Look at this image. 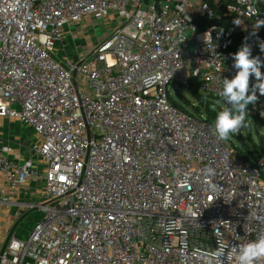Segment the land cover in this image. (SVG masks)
<instances>
[{
	"label": "built area",
	"instance_id": "built-area-1",
	"mask_svg": "<svg viewBox=\"0 0 264 264\" xmlns=\"http://www.w3.org/2000/svg\"><path fill=\"white\" fill-rule=\"evenodd\" d=\"M259 19L264 0H0V124L33 132L22 156L0 130V264H236L264 235V156L237 155L168 85L222 101ZM97 20L115 26L93 40Z\"/></svg>",
	"mask_w": 264,
	"mask_h": 264
},
{
	"label": "clouds",
	"instance_id": "clouds-1",
	"mask_svg": "<svg viewBox=\"0 0 264 264\" xmlns=\"http://www.w3.org/2000/svg\"><path fill=\"white\" fill-rule=\"evenodd\" d=\"M262 25H264V19H259L253 24V28L259 29ZM259 49L264 53V42L259 44ZM232 59V67L236 69V73L231 79H223L219 97L225 107L216 115L213 126L217 138L221 141L228 140L230 136H236L242 129L248 127L246 121L248 105L256 104L257 92L264 95V73L261 72L264 61L258 56H253L247 44H242L233 54ZM250 76L255 80L251 88L249 87ZM260 115L264 116V111ZM217 234L221 235L219 231ZM232 251L235 253L236 264H256L260 258L264 257V235H259L243 246H233ZM215 255L226 259L227 253L223 249H217Z\"/></svg>",
	"mask_w": 264,
	"mask_h": 264
},
{
	"label": "rangeland",
	"instance_id": "rangeland-1",
	"mask_svg": "<svg viewBox=\"0 0 264 264\" xmlns=\"http://www.w3.org/2000/svg\"><path fill=\"white\" fill-rule=\"evenodd\" d=\"M150 1L152 0H147L148 3ZM86 25L87 26L84 31L89 33L91 38L94 40L96 37L101 36L102 34L110 33L114 28L115 23L97 20L91 21ZM70 31L74 32L75 27L72 26ZM78 41L81 43V39L78 38ZM168 90L170 93V98L174 102L183 106L186 110L192 111L193 106L196 105V100L190 91L176 84L168 85ZM210 103V106L215 109L218 107L223 109L225 107L223 101L217 98H212ZM0 130L2 138H6L8 134L18 138L19 142L21 143L20 152L22 156L28 152L27 146L29 143H32V130L24 125H20L18 122L8 121L2 122L0 124ZM238 135L240 136L241 140H243L249 146V148L255 152L252 146V141H254V143L257 145L258 136L264 135V122L262 123L259 120L254 121L252 118H249L248 127L242 129ZM258 155L260 157L264 156L263 154ZM39 215L40 213L36 209H33L28 214H26V216L21 219L18 227L15 229L16 236L21 237L26 235L29 232L32 223L40 217Z\"/></svg>",
	"mask_w": 264,
	"mask_h": 264
},
{
	"label": "trees",
	"instance_id": "trees-1",
	"mask_svg": "<svg viewBox=\"0 0 264 264\" xmlns=\"http://www.w3.org/2000/svg\"><path fill=\"white\" fill-rule=\"evenodd\" d=\"M254 56L260 57L261 60L264 61V53L260 51L259 48H256ZM188 91L191 92V94L194 96V99L196 100V105L193 106L192 111L186 110L183 106L177 104L174 102L171 98H169V101L172 105L180 108L183 111L189 112L190 114H194L195 116H201V119L214 125L215 117L218 114L222 108H212L210 106V100L212 97L202 95L197 91L196 84H192ZM248 116L246 115V121L248 123ZM254 121H257V119H252ZM260 122H264V120H260ZM227 142L230 144V146L236 151L237 155L247 159L250 161L251 155H258V154H264V135H259L257 139V145L252 141V146L255 152L249 148V146L241 140L240 136L237 134L236 136H230Z\"/></svg>",
	"mask_w": 264,
	"mask_h": 264
}]
</instances>
